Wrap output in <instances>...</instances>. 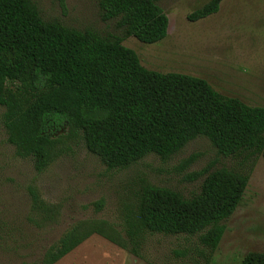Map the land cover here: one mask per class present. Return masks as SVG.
<instances>
[{"label": "trees", "instance_id": "16d2710c", "mask_svg": "<svg viewBox=\"0 0 264 264\" xmlns=\"http://www.w3.org/2000/svg\"><path fill=\"white\" fill-rule=\"evenodd\" d=\"M222 1L210 0L187 19L217 13ZM98 8L102 21H116L121 36L46 22L31 0H0L2 125L7 142L32 157L37 172L48 162L50 131L64 126L81 133L87 151L107 169L128 168L148 155L168 159L199 137L223 157L247 153L264 159V107L221 95L202 79L147 70L123 45L130 37L144 44L166 37L169 22L157 0H99ZM251 172L202 170L193 179L202 178L199 192L188 199L167 188L142 186L124 224L130 252L138 256L145 233L203 232L200 255L208 263ZM93 234L127 245L105 222L76 225L41 264L57 263ZM239 264H264V253H247Z\"/></svg>", "mask_w": 264, "mask_h": 264}, {"label": "rangeland", "instance_id": "374dc122", "mask_svg": "<svg viewBox=\"0 0 264 264\" xmlns=\"http://www.w3.org/2000/svg\"><path fill=\"white\" fill-rule=\"evenodd\" d=\"M46 22L80 31L121 36L116 21L101 20L99 0H31ZM210 0H157L168 18L166 37L123 45L141 65L158 73L205 80L215 91L249 106L264 107V0H223L217 13L191 22L188 16ZM16 86L8 84L10 92ZM0 107V264H41L44 254L74 226L105 222L126 242V217L135 211L140 188L170 189L184 198L199 192L198 172L210 169L246 174L242 201L223 222L225 232L208 263L200 254L203 232L193 236L150 235L140 239L138 256L93 234L55 264H239L250 252L264 253V159L226 158L205 138L190 141L168 159L148 155L125 169H107L90 154L81 133L52 129L48 162L37 172L32 157L7 142ZM192 159L191 163H186ZM98 204V205H97Z\"/></svg>", "mask_w": 264, "mask_h": 264}]
</instances>
